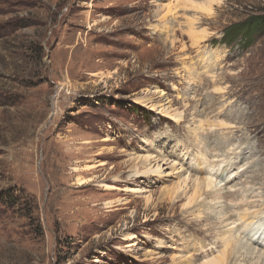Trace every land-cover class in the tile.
Masks as SVG:
<instances>
[{
	"label": "rangeland",
	"instance_id": "obj_1",
	"mask_svg": "<svg viewBox=\"0 0 264 264\" xmlns=\"http://www.w3.org/2000/svg\"><path fill=\"white\" fill-rule=\"evenodd\" d=\"M254 15H264V0H0V264H199L216 255L207 223L162 196L179 176L130 175L160 153L204 172L207 158L225 156L205 141L227 134L246 153L221 157L218 172L237 171L227 187L264 190V29L221 40ZM202 109L197 147L187 127ZM262 232L253 226L247 238Z\"/></svg>",
	"mask_w": 264,
	"mask_h": 264
},
{
	"label": "bare ground",
	"instance_id": "obj_2",
	"mask_svg": "<svg viewBox=\"0 0 264 264\" xmlns=\"http://www.w3.org/2000/svg\"><path fill=\"white\" fill-rule=\"evenodd\" d=\"M204 9L205 11L210 12L211 3H209ZM161 27L162 26L160 25V27L158 28ZM188 28L189 31L193 33L190 24ZM161 30H165V29L164 28L159 29V31ZM191 37L195 39L193 44L195 46L199 45L197 44L199 42L198 40L203 39V37L200 38V35H197L196 33H193ZM203 58L204 56H201L200 60ZM205 66L206 65H202L201 69L204 70L209 68L208 65L206 67ZM184 68H185L184 75L189 76L190 73L189 68L187 67ZM205 75L212 80L211 81L212 83L213 81H216L219 78V75H217L216 72L209 74L205 72ZM185 79L188 80V77ZM207 101L201 103V106L204 108L208 107L209 104L207 103ZM146 107L150 109L152 106L147 105ZM167 111L168 109L167 110L163 109L162 111L164 118H169L171 120H175L176 122H179V120H181L180 113L171 114L170 112ZM202 116L204 118H207L204 109H202L201 112L199 111L196 114L195 116L196 120L195 119L194 121L192 120L193 121L192 124L189 127H187V132H189V136L190 135L193 136V140L197 147L201 146L202 144V140L201 141L199 140V134L204 131V123H203L204 119H200ZM230 125L232 124L228 123L226 125H223V127H225L224 129L228 130L227 127ZM225 136L226 137H222L221 134H218L216 137L209 136V139L205 141V147L207 148L210 147L212 149L211 152L216 150L214 149L216 147L217 148L216 152L217 151L219 153L221 152L225 156L219 154V156L213 155L212 157L213 159L207 158V160H205L206 162L203 163L205 171L204 172H202L201 170L198 171L201 174H204L203 176L198 177L200 173H198L197 171H191L192 173L190 174L189 172H187V169L185 170L182 169L179 163L174 161V159L171 160L168 156H163L160 153L159 155L156 156L152 154L150 155L151 157L147 156L145 158H142V160L140 161L142 169L135 167L134 170L131 172L130 179L145 177L148 176L149 174L155 175V178L157 180L163 177H169L174 175L179 176L176 185H174L171 189L168 190L164 189L165 191L162 192V196L166 197L167 200L173 202L174 204L184 201L182 209L185 210V216L193 217L194 219H197V221L200 222L201 224L204 222L207 223L206 227L214 231L215 234L214 236L216 238L215 241L219 242V244L221 245V250L216 255L214 256L210 255L211 257L207 259L203 258V260L204 259L205 260L199 264H264V232H262L260 236L256 240H254V242L250 238H247V235L249 236L251 234V229L253 226L254 227L264 226V220H263L264 208H262L264 207L263 206L264 190L260 191V189H263L260 187L259 189L256 188L258 190L256 193L250 191L249 192L243 191L239 193L240 190L233 191V189H236L234 185L227 187L233 181L232 176L234 175L235 177L237 176L236 174L237 171L236 173H232L231 172L232 165L230 166L226 165L221 173L218 172L219 167L224 163L221 157H226L232 154H236L243 145L241 142H237L234 136H227V134ZM191 142L193 143V141ZM175 146L171 149L173 152L177 148ZM241 150L243 151L238 156L240 155L242 156L243 153H245L244 149ZM244 165L245 164H243L242 166ZM99 166H104V163L101 162L98 165V167ZM259 166H257V168H259ZM93 167H94L93 165L90 166L89 170L93 169ZM248 168L246 169V171L249 170L248 173H251L249 175H252V178L255 179L259 173L260 168L257 169L255 166H252L250 169ZM163 169L169 170L168 173L164 174ZM262 172L263 174L261 173V175L264 178V171ZM260 177H258V179ZM218 179L220 181H218ZM89 182H92V179L89 178L86 179L85 181L79 180L77 181V185L81 187L83 186V184H88ZM222 182L224 183L226 182L224 186L221 185ZM102 186L104 191L110 190L111 188L107 184H103ZM135 192L140 193L141 191L138 189ZM110 204L111 201H106L104 202V207H107ZM118 204L124 205L126 203L121 202V200H118ZM228 207L230 208L229 211H228ZM230 213H233L234 215L231 216ZM238 222L242 224V227L245 231V237H243L241 240L235 237L236 235H234V232L236 231L234 230V228H238L237 227ZM131 238L132 237H130L129 240ZM244 238L246 239L243 242ZM134 246L135 244L132 245L131 247ZM182 258L183 260L180 261L179 263H177L176 260L175 264L194 263L191 256L181 257V259Z\"/></svg>",
	"mask_w": 264,
	"mask_h": 264
},
{
	"label": "trees",
	"instance_id": "obj_3",
	"mask_svg": "<svg viewBox=\"0 0 264 264\" xmlns=\"http://www.w3.org/2000/svg\"><path fill=\"white\" fill-rule=\"evenodd\" d=\"M243 28L241 29L239 26H231L229 28V32L227 31L224 36L221 38V40L224 42V44H228L227 42H233V39L239 36H245L247 37L242 30H246L249 35L251 31L257 29V27H260L261 29H264V15L262 16H251L249 20L245 22L244 25H242ZM241 26V27H242Z\"/></svg>",
	"mask_w": 264,
	"mask_h": 264
}]
</instances>
